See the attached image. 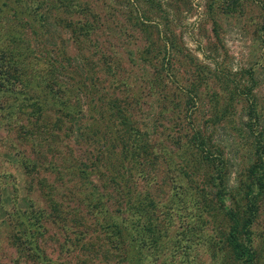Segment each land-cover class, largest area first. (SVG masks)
I'll return each instance as SVG.
<instances>
[{"label":"rangeland","instance_id":"rangeland-1","mask_svg":"<svg viewBox=\"0 0 264 264\" xmlns=\"http://www.w3.org/2000/svg\"><path fill=\"white\" fill-rule=\"evenodd\" d=\"M47 1L33 3L43 9L56 2L54 13L66 20L60 28L46 22L37 41L47 39L46 56L38 57L37 35L14 45L19 54L12 75L20 68L23 82L13 93L0 92V264H32L17 260L7 236L6 220L16 210L19 222L40 233L38 240L57 264H125L103 229L128 221L153 225L154 232L144 236L157 239L143 251L146 264H224L215 244L226 226L213 223L203 207V194L216 203L217 186L203 184L212 166L205 161L195 169L197 151L187 139L193 128L210 139L209 159L225 171L222 197L244 179L252 151L247 89L256 102L258 128L264 125V13L252 7L244 14L211 16L206 0H153L154 7L149 0ZM145 18L150 23L143 25ZM85 19L96 33L74 39L72 29ZM66 21L71 25L65 27ZM49 55L54 66L67 69L69 63L71 69L46 71ZM45 77L56 81L57 97ZM200 77L208 79L198 83L201 103L194 106L187 93ZM25 96L34 101L25 102ZM59 97L68 100L72 115L56 112ZM109 132L119 143L116 157L105 147ZM83 152L101 160L100 170L88 177L77 171ZM38 157L40 165L28 170L25 158ZM117 157L129 177L123 184L128 195L109 181L107 167ZM89 192L102 201L87 206ZM138 205H147L148 215L138 218ZM32 207L41 209V226ZM12 225L19 227L14 219ZM250 236L263 261L264 208Z\"/></svg>","mask_w":264,"mask_h":264},{"label":"trees","instance_id":"trees-1","mask_svg":"<svg viewBox=\"0 0 264 264\" xmlns=\"http://www.w3.org/2000/svg\"><path fill=\"white\" fill-rule=\"evenodd\" d=\"M33 2H35V0H0V92L2 94L5 92L13 93V91H16L15 84L23 82L20 79V68H17L18 71L16 75H12V63L14 61L16 66L19 54L18 50L14 48V45L19 44L20 42L24 43L28 39V35H37L39 39L34 38V42L41 44L39 51H37L39 54L38 57L41 58L46 56L48 52L43 49L47 48L49 45L48 41H46L47 39L37 42L45 35L43 29L46 22L47 24L49 23L52 26L56 25L60 28L63 24L62 20H66L64 17L61 19V17L56 16L54 13L56 2L52 4L50 0H48L47 2L50 3H47L48 5H45V8L43 9ZM149 2L150 3L147 5H150V7L155 6L151 4L153 3V0H149ZM21 4H23L22 7ZM65 6L66 9L69 8L67 7L66 2ZM150 7L148 8L149 10H151ZM252 7H257L264 13V5H262V3L260 4L257 0H206L205 10L207 11V14L211 13V16L214 14L224 16L230 12L244 14L246 9H251ZM211 22L213 26H219V22L216 19L212 18ZM149 23L150 20L148 21L146 18L142 21L143 25ZM65 24L66 27L71 25V22L66 21ZM95 27L96 26L93 25L92 20L85 19L83 23L75 27L74 30L72 29L71 32L74 34V39H77L81 34L93 36L96 33ZM32 50L33 48H30V51ZM49 57L50 55L47 57V60ZM23 59L24 58L21 57V60ZM46 63L48 66L49 63L51 65V68L47 67L46 71L52 69L55 73H63L66 70L71 69L69 63L67 69L64 65L54 66V62H50V59ZM47 79L49 80L46 82V86L48 87L49 92L51 93L56 90V93H52L51 96L53 98L54 96L57 97V89L54 88L56 86V81L50 78ZM68 79L74 80V77L69 76ZM88 79V76H86L84 80L87 81ZM206 79H208V77H200V79L195 78L189 86L192 91L187 93V98L190 102L194 101V106L201 103V98L198 93V83L201 86L203 80ZM24 82V87H28V81ZM196 83L197 88L195 89ZM250 94L251 91L249 89L244 93L248 103L244 113L247 118L246 127L249 131L248 137L251 136L252 139L251 159L245 171L244 179L236 182L234 186L235 189L232 188L227 195H223L224 197H222V194H224L222 192L226 189V186L223 185L225 179V177H223L225 173L223 166H214V160L209 159L210 156H208L211 150V141L208 136L201 130L193 128L192 137L187 139L191 147L197 151V154L192 156L193 161L195 162V169H198L203 163H205V161L210 164L208 167L212 166V170L210 167V173H206L205 182L203 184H205V186H209V184L217 186L218 191L215 196L216 203L211 200L209 201V196L203 194L202 196L205 202L203 207L204 209L205 207L209 209L207 212L208 215L213 214L211 217L213 223L217 224L216 222L220 220L222 224L226 226V230L222 227L223 229L220 233L221 237L215 244L217 251L223 254L224 264H264V260L260 261L258 258L257 250L254 247V241L250 236L251 228L255 223L259 209L262 210L264 208V125L261 126L262 128H258L259 118L257 117L254 108L256 102L250 99ZM25 97V102L34 101L33 99L28 100L27 96ZM56 102L58 106H60L56 111L57 113L62 112L64 115L73 114L68 100H63L59 97L56 99ZM132 102H137V99ZM35 104L37 110H39L40 105L36 100ZM216 104L219 105L218 102H216ZM1 106L2 105L0 104V108ZM252 121L257 124L255 123V126L249 125ZM107 135L108 137H106L107 140L105 142V147L111 150L110 153L113 157H116V149L119 147V143H117L116 137L113 136L112 132L107 133ZM37 150V153H40V147H37ZM79 157L84 159V162L80 163L79 170L75 169L79 174L88 177L89 174L100 170L101 166L99 164L101 160L97 159L98 157L93 158L90 153L86 152L79 154ZM25 159L24 164L28 170H34L43 160L42 157H38L33 161L28 158ZM119 160L120 158L117 157L116 161H111L110 167H107L109 174H111L109 181L115 185L118 192L128 195L130 191L128 188L125 189L123 184L128 181L129 177L126 175V172H124L122 164H116ZM50 166L52 169L58 168L55 163H51ZM102 167L105 168L106 164H103ZM103 174L104 173H102V175ZM221 187L224 188L222 192H220ZM111 191L113 192L114 189ZM114 192L116 193V190ZM95 195V192H89L85 197V201L88 202L86 203L87 206L97 205L102 201L101 197L99 198ZM226 202L228 204H226ZM142 208L145 210L141 211ZM33 209L34 208L32 207V210ZM136 210L138 218H142L144 214L148 215L147 205H138ZM18 211L19 210H16L15 213L11 215L10 219L6 220L7 225L10 226L7 236L9 242L14 246L19 255V259L17 260H20V262L23 263L32 262V264H57L54 260H51L49 253L44 247H42V243L38 240V238H40L39 236H41L40 233H37V236H35L33 228L24 226L23 221L19 222L21 214ZM40 211L41 209L36 208V210H33L31 213L33 214V217H35L34 219L38 222L39 226H41L42 222L40 220H42L43 216ZM28 213L30 214V212ZM106 216H109V214ZM11 218L17 221L19 227H14L12 225ZM128 222L129 224H120L118 222L112 223L111 225L107 224L106 227L108 229L103 230L107 232L108 236L113 238L111 243H114V246L117 245L120 250L121 259L125 264H146L145 262L147 259L145 255H143V251L147 249L148 242L154 244L157 239L155 237L148 239L144 236L149 232H154L153 225L150 221L147 222L145 226L140 225L138 222H134V224L130 221ZM37 228H39L38 225ZM131 249H135V254L130 251ZM262 257L264 259V254Z\"/></svg>","mask_w":264,"mask_h":264}]
</instances>
